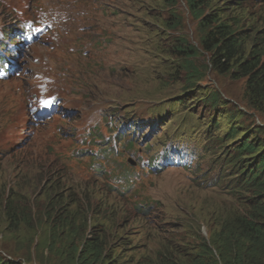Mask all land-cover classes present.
Here are the masks:
<instances>
[{
	"label": "rangeland",
	"instance_id": "rangeland-1",
	"mask_svg": "<svg viewBox=\"0 0 264 264\" xmlns=\"http://www.w3.org/2000/svg\"><path fill=\"white\" fill-rule=\"evenodd\" d=\"M171 1L0 0V34L9 33L15 40L17 34L11 31L20 20H28L27 26H33L34 20L44 22L41 42H35L32 48L20 44L27 48L13 76L0 72L1 263L76 264L72 249L57 243L46 222L37 219L45 200L57 187L55 183L59 189L65 188V194H73L75 207L88 204L87 213L95 223L121 235L129 234L127 238L135 241L134 245L140 243L135 251L139 255L156 254L169 243L168 239L180 243L183 255H195L202 238H216L222 220L246 211L243 205L228 206L211 190L207 193L181 186L184 174L177 168L159 177L153 174L145 139L122 157L116 153L122 140L132 136L134 124L142 137L151 125L148 134L163 137L175 124L174 118L179 122L184 115L182 108L174 104L179 98L187 99L191 110L205 123V130L210 120L216 119L219 126L215 132L219 135L234 128L239 132L236 142L252 138L257 145L264 144V131L256 132L264 129V112L250 106L245 78L209 70L196 88L181 92L184 84L175 77L177 57L169 50L170 42L182 37L200 48V32L187 0H176L180 27L172 31L165 26ZM262 1L249 0L253 5L239 10L250 22L246 27H264ZM223 2L213 1L210 8H223ZM110 9L119 13L106 14ZM151 58H157L153 66ZM211 93H217L220 105L211 107L207 101ZM53 98L62 102L61 115L35 123V112L30 108ZM118 119L128 127L119 130ZM119 131L123 132L120 141ZM201 139L207 141L206 137ZM103 142L107 146H102ZM206 146L214 151L209 154L212 161L219 153L218 146L210 142ZM211 161L206 169L213 166ZM131 163L140 171L143 193L165 202L171 213L165 220L176 221L172 232L146 227L121 201L100 189L98 172L102 168L111 171L117 165ZM65 167L68 175L59 177V168ZM215 170L213 166V173ZM86 181H94L95 185L87 188ZM11 192L23 205L35 207L30 225L16 226L7 218L2 200ZM122 252L118 249L116 254ZM126 252L130 257L132 253Z\"/></svg>",
	"mask_w": 264,
	"mask_h": 264
},
{
	"label": "trees",
	"instance_id": "trees-1",
	"mask_svg": "<svg viewBox=\"0 0 264 264\" xmlns=\"http://www.w3.org/2000/svg\"><path fill=\"white\" fill-rule=\"evenodd\" d=\"M213 1H224L220 4L223 8H210ZM187 2L191 16L198 22L200 48L182 37L170 42L169 50L177 57L173 66L175 77L184 84L181 92L196 88L206 78V73L213 70L220 75L245 78V94L250 106L253 110L264 112V27L260 30L254 26L246 27L250 22L239 12L253 4L250 5L249 0ZM259 4L264 6V0ZM169 7V19L164 23L169 30L175 31L181 25V17L175 12L176 0H172ZM109 12L115 16L119 13L106 10V14ZM7 55H0V72L3 74L8 73L10 60ZM156 59L151 58L152 66ZM202 59L205 61L203 64ZM207 101L212 104L211 107L220 105L217 93H211ZM174 104L184 112L179 122L174 118L175 124L171 127L175 128L166 129L161 138L154 132L149 137H143L153 174L159 177L177 168L184 174L180 179L181 186L207 193L211 190L228 206L243 205L246 211L222 220L216 238L211 241L202 238L195 255H183V248L174 239H168L169 243L162 245L156 254L139 255L135 251L140 248V243L134 245L135 241L127 238L129 234L121 235L95 223V219L87 213L89 205L75 207L73 194H65V188L59 189L58 183H55L54 187H57L45 200L37 219L46 222L57 243L72 249V260L76 264H264V144L257 145L252 138L236 142L239 132L234 128L219 135L215 132L219 126L216 119L210 120L208 130H205V123L197 117V112L191 110L187 99L179 98ZM118 122L120 126H127L124 121L118 119ZM259 131L264 129L258 128L256 132ZM132 134L128 139L131 148L141 143V132L137 137ZM201 136L207 141H203ZM207 142L219 149L212 161L209 154L213 149L206 146ZM210 161L216 167L215 173L213 166L206 169ZM115 168L114 174L104 168L98 172L102 179V183L98 184L100 189L121 201L128 212L146 227L161 233L172 232L176 221L165 220L171 213L161 197L154 198L143 193L139 169L124 164ZM59 169V177L68 175L66 167ZM91 184L95 185V182L86 181L85 186L89 188ZM2 203L13 225L33 223L34 206L23 205L12 192L3 197ZM118 249L123 250V255L116 254ZM126 251L132 253L130 257ZM0 264L3 263L0 261Z\"/></svg>",
	"mask_w": 264,
	"mask_h": 264
},
{
	"label": "snow or ice",
	"instance_id": "snow-or-ice-1",
	"mask_svg": "<svg viewBox=\"0 0 264 264\" xmlns=\"http://www.w3.org/2000/svg\"><path fill=\"white\" fill-rule=\"evenodd\" d=\"M54 99L53 98L52 100H42L41 103L44 105V106H51V104L54 102Z\"/></svg>",
	"mask_w": 264,
	"mask_h": 264
},
{
	"label": "bare ground",
	"instance_id": "bare-ground-1",
	"mask_svg": "<svg viewBox=\"0 0 264 264\" xmlns=\"http://www.w3.org/2000/svg\"><path fill=\"white\" fill-rule=\"evenodd\" d=\"M89 60H90V59H89ZM86 61H87V60H86ZM97 63H98V62H97ZM4 65H5V64H4ZM20 74H21V73H20ZM22 74H23V73H22ZM4 75H6V74L4 73ZM7 78H8V76H7ZM12 78H13V77H12ZM14 79H15V78H14ZM1 80H2V79H1ZM8 81H9V79H8ZM1 82H2V81H1ZM30 94H31V93H30ZM34 97H35V96H34ZM32 98H33V97H32ZM27 112H28V111H27ZM33 115H34V114H33ZM68 161H69V160H68ZM112 178H113V177H112ZM114 179H115V177H114ZM121 184H122V183H121ZM122 185L124 186V184H122ZM123 186H122V187H123ZM125 186H126V185H125ZM125 186H124V187H125ZM128 187H129V186H128ZM120 188H121V187H120ZM125 188H127V187H125ZM124 190H125V189H124ZM127 190L129 191V188H128ZM127 190H126V191H127Z\"/></svg>",
	"mask_w": 264,
	"mask_h": 264
}]
</instances>
